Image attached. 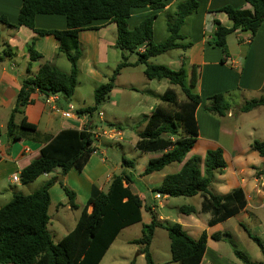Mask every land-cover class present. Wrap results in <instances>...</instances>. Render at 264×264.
I'll return each instance as SVG.
<instances>
[{
  "label": "trees",
  "instance_id": "1",
  "mask_svg": "<svg viewBox=\"0 0 264 264\" xmlns=\"http://www.w3.org/2000/svg\"><path fill=\"white\" fill-rule=\"evenodd\" d=\"M166 0H22L17 23L26 27L38 36L51 35L59 42V52L70 64L69 74L60 72L52 65L43 63L38 71L24 78L17 93L15 106L11 111L6 135L11 141L34 140L43 144L40 155L27 167L21 170V184L35 181L43 174L59 169L64 177L71 169L81 171L83 158L93 152V140L86 130H63L55 136H43L36 127L26 122L23 107L31 102V94L38 92L46 97L61 96L69 100L76 87L77 62L81 56L78 33L94 29L91 24L96 21L110 22L116 25L115 48L121 54V61L114 69L109 81L98 86L93 93L94 106L77 111L79 115H92L103 103L114 87V80L120 70L145 65L144 75L148 80H164L174 88H168L160 96L161 105L152 113L143 117L144 126L137 132L138 140L134 148L146 154H158L150 158L142 176L163 170L166 166L177 163L180 169L165 176L154 192L169 198L202 197L201 212L209 213L208 226L222 223L239 211L246 203L241 190H235L225 196L210 193L208 186L215 172L226 168L223 151L220 148L209 150L203 157V167L199 168L195 159L185 161L197 138L195 111L201 99L193 94L187 84L183 69L173 70L164 65H151L148 60L168 51L185 50L189 45L178 44L182 39L179 30L186 17L197 10L195 0H185L176 8L174 19L167 24L168 38L163 43H153V23L156 15L145 18L134 29L128 28L127 20L132 9L149 8L159 10ZM251 7L235 9L225 6L220 9L232 22L231 28H224L215 21L216 30L209 45L225 53L226 37L236 30L255 35L264 21V0H245ZM37 15H60L65 18L66 29L38 30L34 27ZM1 21H5L1 18ZM146 45L145 51L138 49ZM124 52L136 54L137 61L127 62ZM29 64L38 61L42 56L34 49V42L27 48ZM4 51L0 62L9 57ZM179 87L182 99L178 96ZM205 111L223 116L229 110V104L222 94L210 97ZM264 106V88L257 99L246 101L238 111L249 112L256 107ZM16 114L22 115L18 124L14 122ZM251 151L264 158V140H255L250 145ZM131 161L121 159L125 168H133ZM133 181L126 172L115 176L106 192L92 188L91 196L82 208L74 229L61 240L54 243L48 232L50 216L49 188L53 181H48L37 191L29 195L13 194L11 200L0 208V264H99L107 249L121 230L140 223L141 211L145 209L142 200L134 195L129 185ZM67 198L70 209H77L75 195L59 183ZM149 211V208L145 209ZM185 215L195 214L193 206L179 208ZM162 228L167 234L171 261L179 264H200L206 249L207 236L202 232L198 239L191 238L178 223L163 224L154 215L149 224H142L141 237L130 241L138 246L145 264H154L150 245L154 230ZM248 236L260 248L264 257V246L255 237ZM213 240H217L212 235ZM262 264V263H247Z\"/></svg>",
  "mask_w": 264,
  "mask_h": 264
},
{
  "label": "crops",
  "instance_id": "2",
  "mask_svg": "<svg viewBox=\"0 0 264 264\" xmlns=\"http://www.w3.org/2000/svg\"><path fill=\"white\" fill-rule=\"evenodd\" d=\"M184 1L166 0L164 7L159 10H151L147 7L132 9L127 20L128 28L132 30L145 18L156 15L153 23V43H163L169 35L167 24L173 20L172 17L175 15L177 6ZM195 1L197 3L196 12L185 18L179 30L182 39L178 41V44L189 46L176 54V61L173 59L169 63L171 69H183L185 71L186 84L189 90L201 99L195 111L198 127L196 142L186 158L188 159L190 155L197 153L203 159L207 151L220 148L223 151L226 168L215 172L208 190L213 195L225 196L239 189L243 193L246 205L230 219L214 226H208L211 216L209 213L201 212L202 197L197 195L190 197L198 198L194 204L183 205L193 206L196 213L191 215L179 213L178 224L195 240L200 237L202 232L206 233V249L200 264H236L232 260L227 262L220 260L217 256L220 243H227L232 250L248 248L250 247L249 243L257 245L248 236L250 234L264 246V241L259 237V235L264 237V223L260 218L264 212V158L250 149L253 141L264 140V106L256 107L246 113L238 111L239 107L246 101L259 98L264 88V21L253 36L240 30L229 34L225 40L226 50L223 53L221 49L209 45V41H211L216 30L215 21L224 28L232 27V22L220 9L230 6L235 9L251 10V7L245 0ZM21 4L22 0H0V55L4 51L10 53L9 57L0 62L1 207L11 200L13 194L21 192L18 189H15L16 193L11 190L9 196V191L5 189L6 184H21L20 179L18 182H14L12 176L16 174L19 178L21 170L39 157L43 147L39 141H11L6 135V125L15 106L22 80L35 74L46 62L64 74L68 75L70 72V64L65 56L59 52V42L53 36H38L32 30L18 25L17 20ZM162 17L169 19L163 18L160 22ZM1 18H4L5 21L2 22ZM91 26L94 29L81 31L77 36L81 56L77 62L76 87L73 96L67 101L61 96L46 97L38 92H33L31 102L22 109L26 122L34 125L36 131L43 136H55L63 130L104 131L100 125L102 122L105 123L102 120V113L99 112L101 116H98L97 113V120L93 118V114H77L78 110L88 108L83 95H81V76L83 75L87 79V83L92 84L89 92L93 95L98 86L109 81L114 69L121 61V54L115 48L117 31L114 23L96 21ZM34 27L38 30L62 31L66 29V21L60 15H37L34 20ZM33 42L34 49L42 58L29 64V57L25 49ZM127 62L133 64L136 61L129 62L127 60ZM125 69L127 67L121 69L119 73ZM119 75L114 80V87L108 98L103 102L109 101L111 107L115 106L116 108H118L122 94L125 92V88H119L115 83ZM168 88L174 87H166V89ZM154 91H157L158 94L147 98L146 102H142L138 108L128 113L129 119H136L140 116L147 117L157 106L161 105L160 96L164 91L163 89L161 93L157 89ZM216 94H222L229 104V110L223 116L208 113L204 109L209 104L208 99ZM66 113H69V118L64 116ZM21 117L22 115L16 114L14 122L18 124ZM111 124L106 123L105 128ZM135 137V141L129 143L133 148L138 140L137 134ZM103 139H106L107 143L123 142L122 136L120 139L113 140L104 136L98 139L92 138L93 152L83 158L81 171L71 169L64 177H61V171L54 169L31 182L35 183L43 178L37 187L40 189L44 183L53 181L49 188L48 214L50 208L53 207L57 214L58 223L67 228L65 233H61L57 237L56 242L74 229L82 208L91 196L92 188L106 192L112 179L123 172H126L132 181L137 183L144 182L145 177H147L148 182L144 192L138 191L139 189L133 190V183L129 185V189L142 200L145 209L149 208V211L145 209L141 211V223L149 224L151 217L145 221L143 217V212H153V207L147 203V198L151 197L150 194L154 192V188L160 185L165 176L176 173L181 167L177 163H172L176 166L171 172L165 170L168 165L159 172L142 176L149 159L158 156V154L143 153L147 160L146 165L139 166V163L131 161L133 168H125L121 161L120 163L111 162L107 158V150L110 149V145L103 142ZM122 158L124 157L122 156ZM154 175L158 176L153 181ZM60 182L74 193L77 209H70L67 205V198L59 185ZM31 183L24 184L23 188ZM36 190L28 194L21 192V194L29 195ZM146 193L149 195H145ZM151 198L167 203L171 201V198L162 195L158 199L155 198V195ZM159 207H163L160 202ZM58 209L74 211L77 214L68 218L59 217ZM157 219L160 222L166 220L162 216H158ZM231 221H235L236 227H229L225 233H222L220 231L222 226ZM247 224L250 227H247ZM48 232L50 236H52L51 232L54 235L59 232L57 228H54L51 217ZM212 235L216 236L217 240H213ZM233 252L238 253V251ZM255 263L264 264V261ZM170 264L176 263L170 262Z\"/></svg>",
  "mask_w": 264,
  "mask_h": 264
},
{
  "label": "rangeland",
  "instance_id": "3",
  "mask_svg": "<svg viewBox=\"0 0 264 264\" xmlns=\"http://www.w3.org/2000/svg\"><path fill=\"white\" fill-rule=\"evenodd\" d=\"M165 19H169L167 17H162L160 19V22ZM174 19V17H172ZM27 53V49H25ZM180 53L181 50H171L168 51L162 55H159L157 57L151 58L148 62V64L151 65H164L169 67L170 61L173 59H176V54ZM129 62L137 61V55L136 54H129L128 52H124ZM176 61V60H175ZM144 69L145 65L143 64H137L134 67H127V69L121 71L119 73L117 80L115 81L117 87L119 88H125V92L122 94V97L120 99V104L118 108L115 106L110 105V102L107 101L105 103H101L95 113H93V118L97 120L98 116L97 113H102V120L105 121L102 122L101 127L104 130H114L115 132H120V135L123 137V142L117 143V142H108L106 139H103V142H106V144L110 145V149L107 150V158L111 162H119L121 161V157L123 156L129 161H135L139 163V166L146 165V158L143 153L140 151L134 149L129 143L135 141L136 134L139 132L143 126V117L140 116L136 119H129L127 117V114L132 112L133 109H136L142 104V102H146V99L149 97H153L158 94L157 91H154V89L163 91L166 89V87H173L169 85L166 81L160 80H148L144 75ZM87 79L81 76V95H83L84 101L86 102V105L88 107L94 106V100L93 95L91 92H89V89L92 88V84L86 82ZM159 82V83H157ZM128 87V88H127ZM176 91L178 92V96L180 99H182V95L180 93L179 87H176ZM106 101V100H105ZM106 123H112L111 126L108 128H105ZM112 127V128H110ZM105 140V141H104ZM200 155H197V153L190 155L188 159H195L198 162L199 168L202 169L203 167V159ZM187 159V158H186ZM187 159V160H188ZM175 164L169 165L166 167L167 172H171L172 169L175 168ZM137 173V171H136ZM154 180L157 179L158 175H154ZM43 181V178H40L39 181L35 183H31L28 186L24 187V184H16V185H10L6 184L5 189L9 191L13 190L15 192V189H18L23 194H28L31 191H34L35 189L38 190V186L40 182ZM148 179L145 177L144 182L137 183L133 182L132 189H139L138 191H145L147 186ZM36 190V191H37ZM19 192V194H21ZM16 193V192H15ZM145 195H149L146 193ZM151 197L155 195V192H152ZM12 197V196H11ZM147 198V203L150 204L151 207H153V212H143L144 221L152 217L154 215L156 218L158 216L165 217L166 220L163 221V224L170 225L172 223H178V220L180 218V211L178 210L179 207L183 205H192L194 204L195 200H198V198H186V197H178V198H171V201L169 203L163 201V200H153L152 198ZM159 202L163 204V207H159ZM1 205V204H0ZM80 205V204H79ZM3 206V205H2ZM82 207V206H80ZM1 208V206H0ZM59 211V217L65 216V217H71L73 214L76 215L74 211H62L61 209H58ZM49 214L51 217V220L53 222L54 228H57V235H54L53 232H51V238L53 242L55 243L57 240V237L61 233H65L67 228H64L63 225H60L57 220V214L55 213V210L53 207L50 208ZM264 223V212L260 217ZM247 227H250L249 224H247ZM141 226L142 223H137L134 225H131L124 230H122L116 237L115 241L111 244V246L107 249L106 253L104 254L103 258L99 262V264H145L144 258L142 255L138 254V246L131 245L128 243L129 241L138 239L141 237ZM235 228L236 224L235 221H231L228 224H225L222 226L220 231L222 233H225L228 228ZM260 239L264 241V237L260 236ZM250 247L248 248H238L236 250H232L230 246L227 243H220L219 244V252L217 256L220 258V260L227 262L228 260L234 261L236 264H247L248 262H259L264 261V257L262 255V252L260 248L255 245L254 243H249ZM150 254L152 257V260L154 264H170L171 261V254H170V248H169V240L167 238V234L164 229L157 228L154 230L153 239L150 245ZM233 251H238V253H234ZM178 264V263H176Z\"/></svg>",
  "mask_w": 264,
  "mask_h": 264
},
{
  "label": "built area",
  "instance_id": "4",
  "mask_svg": "<svg viewBox=\"0 0 264 264\" xmlns=\"http://www.w3.org/2000/svg\"><path fill=\"white\" fill-rule=\"evenodd\" d=\"M145 48H146V45H142L138 49V52L139 53L144 52L145 51ZM51 97H54V96H51ZM64 116L66 118H69V113L64 114ZM98 116H101V114L98 113ZM87 132L90 134L91 138H94V139H98V138H100L102 136L107 137V138H109L111 140H113V139H120L121 138L120 133L119 132H115L114 130H107V131L104 130V131H100V132L99 131H94V130H87ZM12 180L14 182H18L19 181V178L17 177L16 174H14L12 176ZM155 198H157V199L160 198V194H155Z\"/></svg>",
  "mask_w": 264,
  "mask_h": 264
}]
</instances>
